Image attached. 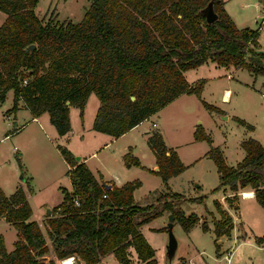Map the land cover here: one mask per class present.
<instances>
[{
    "label": "trees",
    "instance_id": "obj_1",
    "mask_svg": "<svg viewBox=\"0 0 264 264\" xmlns=\"http://www.w3.org/2000/svg\"><path fill=\"white\" fill-rule=\"evenodd\" d=\"M38 2L0 0V11L6 14L0 24V104L12 90V106L6 113H15L23 101L35 117L48 113L59 135L71 130L70 106L79 107L82 113L91 93L100 101L93 128L113 137L124 134L183 93L201 98L204 81L192 85L184 71L207 60L242 67L264 77L260 31L237 27L224 0H91L77 22L39 17L35 11ZM209 3L218 15L212 23L207 22L205 13ZM236 120L253 129L244 119ZM194 136L210 143L207 156L219 174V183L211 192L229 190L235 198L251 188L264 207V145L252 138L243 140L244 157L230 165L202 125ZM147 143L158 166L151 171L161 177L167 189L159 197L163 209L189 231L200 217L195 212L185 214L181 204L201 203L205 195L186 197L169 192V179L187 166L167 146L161 132L153 131ZM59 150L70 166L72 190L62 188L63 200L51 209L46 233L30 219L32 208L22 187L7 195L0 186V218L18 232L11 251L0 235V264H57L56 258L71 255L79 258L77 264H95L108 253H113L120 264H131L129 247L145 264H156L155 249L140 226L157 211L151 205L136 204L134 191L141 181L110 184L107 188V183L99 182L66 146L59 145ZM123 159L126 166L145 168L131 151ZM226 198L231 204L232 200ZM214 204L221 214L220 219L213 220L219 239L230 235L233 220L217 199ZM202 228L209 229L205 221ZM257 241L264 243V235Z\"/></svg>",
    "mask_w": 264,
    "mask_h": 264
},
{
    "label": "rangeland",
    "instance_id": "obj_2",
    "mask_svg": "<svg viewBox=\"0 0 264 264\" xmlns=\"http://www.w3.org/2000/svg\"><path fill=\"white\" fill-rule=\"evenodd\" d=\"M90 3L91 0H39L35 11L39 17L46 19L52 16L57 17L59 21L77 22L82 19ZM246 10L249 11L250 7ZM237 12L239 13L238 9ZM3 15L0 11V23ZM248 22L257 26L252 18ZM261 32L264 43V27ZM197 71L199 73L204 71L210 78L202 90L201 98L195 93H183L179 98L173 99L153 113L154 115L151 114L155 123L152 124L150 121L151 124H147V127L161 132L165 140L178 148L183 154L184 161L188 162L197 154H191L190 148L199 147L198 151L203 150V152L207 146L210 148L208 141L195 139L194 133L197 127L202 125L207 129L205 131L209 133L213 141L212 145L219 146L223 150L226 162L235 165L245 155L241 145L243 140L252 138L264 145V84L259 80L254 81L247 70H242L235 77L228 78L229 70L222 67L215 68L210 64L202 65L198 70L186 72L188 79H192ZM224 88L231 89L228 102L223 101ZM202 100L206 101L210 108L205 107ZM11 105L12 92L9 91L5 101L0 104V180L7 194H11L15 190V185L19 184L25 194L30 196L33 209L30 219L37 221L46 233V220L52 215V212L48 213V209L61 203L64 197L62 188H69L72 183L68 174V163L61 155L59 145L66 146L75 157L79 155L86 158L89 166L97 163L104 155V151L100 152L99 148L98 157H88L92 152L91 148L101 144V137H107L106 133L91 127V119L95 118V111L100 101L95 93H91L85 104L83 116L79 107H70L75 129L77 130L76 125L82 126L84 123L83 137L71 136L70 143L59 139L56 132H52L43 123V119L39 121L42 126L28 123L29 126L26 128L14 131L18 123H15L14 116L6 113ZM227 115L229 117L225 119ZM236 117L252 124L253 129L240 124ZM19 120L23 122L22 117ZM9 131L12 133L3 138ZM136 138L141 139V135L136 134ZM143 162L146 166L151 164L147 157ZM150 173L142 167L132 170L133 178L149 177L145 179V185L137 192L135 202L145 207L151 205L152 209L157 211V214L148 221L147 226L155 231L153 239L155 244L157 246L165 244L166 248L169 241L168 223L171 213L163 209L159 197L167 189L165 187L153 189V176ZM155 179L160 181L159 176ZM169 181V192L182 193L186 197L205 195V199L201 203L182 202L181 210L185 214L192 212L201 214V221L186 231L180 221L175 218L173 221V233L177 240L175 254L171 258L167 255L161 258L159 254L158 264H184L185 259L192 260L194 264H264V245L259 244L256 239L257 235L264 234V207L256 200H251L252 202L241 200L240 216L242 217H237L239 223L231 230L232 236L221 238V243L216 238L213 230L216 213L209 210L215 209L214 199L220 196L223 190L211 192L212 188L219 183V174L214 161L209 156H203L198 163L189 166L186 171ZM233 197L229 199L234 200L238 194L235 198ZM219 217L221 218V214ZM202 221L210 226L208 230H203ZM16 232L17 229L13 225L11 227L0 225V234L3 233L9 251L12 247L14 248L12 242ZM237 235L240 237L237 238ZM132 248H128L131 264H145L134 254ZM218 249L223 253L222 255H218ZM227 252L231 253L229 262L224 257ZM105 256L102 262L95 264L117 263L113 253ZM59 261L58 264H60ZM77 263L79 260L73 264Z\"/></svg>",
    "mask_w": 264,
    "mask_h": 264
},
{
    "label": "crops",
    "instance_id": "obj_3",
    "mask_svg": "<svg viewBox=\"0 0 264 264\" xmlns=\"http://www.w3.org/2000/svg\"><path fill=\"white\" fill-rule=\"evenodd\" d=\"M224 7H225L226 11L228 12V14L231 16V18L233 19V21L235 22L237 27L242 28V27H245V26H249V27H252V28H256L255 25H253L250 22H248V20L252 18L254 20V22H255L256 19H257V15L259 14V11H260V3L258 2V0H235V1L224 0ZM247 7H250L249 11L246 10ZM237 9L239 10V13L237 12ZM244 11H245V13H244ZM3 14H4L3 15V20L1 21V23L6 18V14L5 13H3ZM262 29L260 30L258 42L260 44V48L264 49V43L262 42V36H261L262 35V32H261ZM206 64H210L211 66H214L215 68H218V67L221 68L222 67L224 69L229 70L228 73H227V77L228 78H229V74L233 78V77H235L236 74L238 75V73L241 72L242 70H246L245 68L236 67V66H233V65H218L216 62H214L212 60H207L206 62H204L203 64H201V65H199V66H197L195 68L188 69V70L184 71V76H185V78L187 79V81L190 84L194 85L199 80H203L204 81L202 90H204V88L206 87L207 81H208V79H210L209 76L206 73H204V71H201V73H199V71H197V73L194 74L192 79H188V76L186 75V72H189L191 70H196V69L198 70L202 65H206ZM248 73H249V76L252 77V79L254 81L259 80L260 82H262L264 84V77L263 76H261V75L254 76L249 71H248ZM216 75H218V74H216ZM213 77H218V76H213ZM230 90H231L230 88H224V92H223V101L224 102H228ZM10 91L12 92V101H13V91L12 90H10ZM181 95L177 96L175 99L179 98ZM97 110L98 109H96L95 112H97ZM70 111H71V109H70ZM70 111H69V116H70L71 130L65 135H59L58 134L55 126L50 121V117H49L48 113L45 112V113L41 114L40 116L35 117V116L32 115L30 110L25 107L23 101L20 102L18 110L15 113H10V115L14 116V118L16 119L15 123H18V127L16 128L17 130H19L20 128H23V127L26 128L27 126H29V124H32V123H36V124H39V126H42L41 122H39V121H40V119H43V121H44L43 123L45 125H47L51 129L52 132H54V133L56 132V134L59 137V139H61L62 141H67V143H70L71 136L75 137V136H79L80 135V136L83 137V135H84L83 134V131H84L83 124L84 123H82V126H77L76 125V127H77V130H76L75 129V125L72 122L71 112ZM84 113H85V109H83L81 115L83 116ZM7 114L9 115V113H7ZM153 115L147 117L145 120H143L142 122H140L139 124H137L136 126L131 128L130 130H128L124 134L120 135L119 137H113V136H111L109 134H106L107 137H101V144L91 148L90 151H92V152L88 155V157H92V156L93 157H98V155H97L99 153L98 149L99 148L101 149L100 152L104 151V155L100 158V160L97 163H94L93 165L91 164L89 166L88 163H87V159L86 158H82V156H80L81 159L84 161V163L87 165V167L90 169V171L99 180V182L108 183V184H111V185L121 186L122 184H124L127 181H133L135 179H138V180L141 181V185L139 187H137L135 189V191H134V198L136 199L137 192L145 185V179H149V177L144 176L146 178L142 179V178H139V177L133 178L131 176L132 170L134 171V169H139L140 168V167H137V166H126V164L124 162V159H123V156H124V154L126 152L131 151L133 153V155L136 154L135 156H137L140 159L141 163L145 166V168H143V169H145V171L147 170V172H151L150 174L153 176V182H154L153 189H163V187H165V184L162 181L161 177L159 176L160 177V181L156 180L155 178L158 175L155 174L153 171H151V170L156 171L158 169V166L156 164L155 154H154V152L152 151V149L149 147V145L147 143V138L151 135V133L153 131L152 128L147 127V124H151V123H149L150 121L152 122V124L155 123V121L153 120ZM95 116H96V114H95ZM21 117L23 119V122H20V120H19V119H21ZM228 117H229V115L225 116L224 118L227 119ZM94 119L95 118L91 119V127H93ZM81 120L83 122V117H82ZM204 129L207 130L205 127H204ZM10 133H12V131L11 132L10 131L7 132L3 136V138L6 137L7 135H9ZM206 133L209 135L208 132H206ZM136 134H140L141 135V139H137L136 138ZM163 138L165 140V137H163ZM202 141H204V140H202ZM165 143L167 144V146L169 148L174 149L177 152V154L180 157L181 161L187 166L184 171H186L189 166H193L194 164L198 163L202 159L203 156H207V152L209 150V146H207V148H206V150L204 152H203V150L198 151L199 147H197V149H196V147H194L193 149L190 148L189 152L191 154H196V153L197 154L193 158H190V160H188V162H186L183 159V154L181 152H179L178 148H176L175 146L170 144L167 140H165ZM212 144H213V141H212ZM145 157L150 159V161H151L150 166H146L144 164L143 160L145 159ZM67 166H68V169H69L70 166L69 165H67ZM183 172H181L180 174H182ZM172 178H174V176L171 177L170 179H172ZM169 182L170 181H168V183ZM0 186H1V188L3 190H5L4 186H3V182L1 180H0ZM19 186H20L19 184H16L15 185V190ZM169 187H170V185H169ZM67 189L68 190H72V183H71V187H69ZM5 193L7 194L8 192L5 191ZM246 193H248V195H246ZM7 195H9V194H7ZM232 196H233V194L229 190H227L225 192L223 191L221 193V195L218 196L217 198H215L214 200L217 199L220 202L222 208L225 209V211L232 217L233 225H234L233 228H232V230H233L236 227V225L239 223L237 217H239V218L242 217V216H240V212H241L240 209H242L241 208V200L252 202L251 200H256V199H255V196H254V191L251 188H246V189L240 191L238 193V197L236 199L232 200L231 201V205H230L228 203L226 197H230L231 198ZM27 200H28V202L31 205V201H30V196L29 195H27ZM213 211L216 213L215 219H219L220 217H219V213H218L216 207H215L214 210H209V212H213ZM32 214H33V209H32ZM197 215L200 217V221H201V218H202L201 214H197ZM10 224L11 223L8 222L4 217L0 218V225L1 226L11 227L12 224L11 225ZM148 224H149V222L143 223L140 226V230L144 234V236L146 237L148 242L155 249V257L157 259V263L156 264H158L159 261H160L159 260V254L161 255V258H164L166 256V248H165V244H161L160 246H157V244H155V242L153 240L154 237H155V234H154L155 231H153V228L148 227L147 226ZM0 235L3 236L6 248L9 251L3 233H1ZM231 236H232V231H231L230 235L221 236L219 238V243L222 242L221 238H224V237L230 238ZM260 236H262V235H257L256 239H257V237H260ZM239 237L240 236L237 235V238H239ZM17 239H18V232H16L15 239L12 242L13 246H14V242ZM258 243L264 245V243H260V242H258ZM12 249H13V247H12ZM131 250L134 252L135 255H137L135 250H133V248ZM222 254L223 253L220 252V250L218 249V255H222ZM230 255H231V253L227 252V253L224 254V257L225 256H230ZM104 257L106 258V256H104ZM104 257H102L101 260L104 259ZM58 261H59V259L56 258L57 264H58ZM184 261H185L184 264H186L187 262L192 261V260L185 259ZM100 262H102V261H100ZM116 264H120L118 262V260H117Z\"/></svg>",
    "mask_w": 264,
    "mask_h": 264
},
{
    "label": "water",
    "instance_id": "obj_4",
    "mask_svg": "<svg viewBox=\"0 0 264 264\" xmlns=\"http://www.w3.org/2000/svg\"><path fill=\"white\" fill-rule=\"evenodd\" d=\"M205 13H206V19L208 23L214 22L217 18L218 15L214 11L212 3H209V5L205 8ZM33 46V45H32ZM132 99H134V96H131ZM81 157L78 155L76 156V159H80ZM111 185L107 183V188H109ZM48 213H51V209H48ZM173 221H174V215L170 214L169 215V223H168V230H169V241L166 246V255L167 257L171 258L176 251L177 248V240L175 238V235L173 233Z\"/></svg>",
    "mask_w": 264,
    "mask_h": 264
},
{
    "label": "built area",
    "instance_id": "obj_5",
    "mask_svg": "<svg viewBox=\"0 0 264 264\" xmlns=\"http://www.w3.org/2000/svg\"><path fill=\"white\" fill-rule=\"evenodd\" d=\"M258 2L260 3V11L259 14L257 15V19H256V29L258 31H260L263 26H264V0H258ZM229 76L231 77V75L229 74ZM26 82V81H24ZM264 95V94H263ZM227 261H230V256H225ZM79 260V258H77L75 255H71L68 256L66 258H62L60 259L59 263L60 264H73L76 263V261ZM186 264H194V262L189 261Z\"/></svg>",
    "mask_w": 264,
    "mask_h": 264
},
{
    "label": "bare ground",
    "instance_id": "obj_6",
    "mask_svg": "<svg viewBox=\"0 0 264 264\" xmlns=\"http://www.w3.org/2000/svg\"><path fill=\"white\" fill-rule=\"evenodd\" d=\"M246 195H248V193H246Z\"/></svg>",
    "mask_w": 264,
    "mask_h": 264
}]
</instances>
